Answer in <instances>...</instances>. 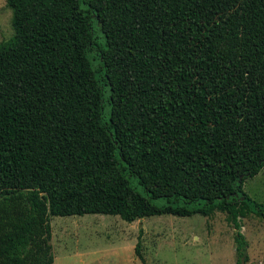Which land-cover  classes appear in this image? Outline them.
<instances>
[{"label":"trees","instance_id":"trees-1","mask_svg":"<svg viewBox=\"0 0 264 264\" xmlns=\"http://www.w3.org/2000/svg\"><path fill=\"white\" fill-rule=\"evenodd\" d=\"M6 3L0 264H54L53 216L215 213L247 264L242 221L264 222L243 190L264 168V0Z\"/></svg>","mask_w":264,"mask_h":264},{"label":"rangeland","instance_id":"rangeland-1","mask_svg":"<svg viewBox=\"0 0 264 264\" xmlns=\"http://www.w3.org/2000/svg\"><path fill=\"white\" fill-rule=\"evenodd\" d=\"M11 19L6 0H0V43L13 35ZM94 30L100 41L96 23ZM104 113L108 119L107 105ZM243 190L264 205V168L244 183ZM242 222L247 264H264V222L254 215ZM50 225L54 264H141L134 253L138 240L145 264H235L234 230L222 213L210 217L160 215L132 223L100 214L53 216Z\"/></svg>","mask_w":264,"mask_h":264},{"label":"water","instance_id":"water-1","mask_svg":"<svg viewBox=\"0 0 264 264\" xmlns=\"http://www.w3.org/2000/svg\"><path fill=\"white\" fill-rule=\"evenodd\" d=\"M142 220V219H141Z\"/></svg>","mask_w":264,"mask_h":264}]
</instances>
